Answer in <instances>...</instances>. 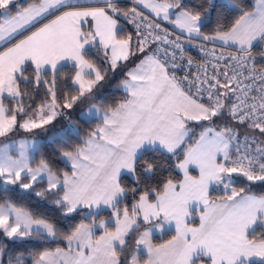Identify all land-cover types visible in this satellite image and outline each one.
<instances>
[{
	"label": "snow or ice",
	"instance_id": "snow-or-ice-1",
	"mask_svg": "<svg viewBox=\"0 0 264 264\" xmlns=\"http://www.w3.org/2000/svg\"><path fill=\"white\" fill-rule=\"evenodd\" d=\"M257 185L264 0H0V264H264Z\"/></svg>",
	"mask_w": 264,
	"mask_h": 264
},
{
	"label": "trees",
	"instance_id": "trees-1",
	"mask_svg": "<svg viewBox=\"0 0 264 264\" xmlns=\"http://www.w3.org/2000/svg\"><path fill=\"white\" fill-rule=\"evenodd\" d=\"M188 2L191 3V4H198L199 0H188ZM122 3L125 4L126 6H129V7L132 6V5H130L131 3H129V2H122ZM91 52H92L93 55H95V50L91 51ZM109 77H111V78L107 79L106 86H105L102 94L107 96L109 98V100H111V99H114V98H118V93L116 95H112V93L114 92V88L118 87V82L123 78V74L122 75L121 74H117L116 76H112V73H109ZM85 107H86V105L81 104V105H79V108L77 110H74L72 112V114H71L73 122L77 125V127L81 128V129H84L85 127H87V125L84 124L83 121L77 120L76 117L79 114V109H82V108H85ZM65 122H67V121L58 120L51 127L52 128H57V129H59V127L63 128L64 127L63 123H65ZM242 133H243V130H242ZM47 135H51V133H48ZM44 139H46V136H45ZM42 151L43 152H50L51 148H50L49 145L45 144L44 147L42 148ZM57 165L60 168L65 169V165L60 163L58 160H57ZM245 183H247V182L243 181V180L240 181L241 185H243ZM254 191L259 193L261 191H264V187L257 185L254 188ZM216 194L217 193H214V195H216ZM4 199L13 200L19 206H23L25 208L40 212V213H42L44 215H47L51 219L56 220L58 223H61L60 214H59L58 210L56 208L51 207L48 204L41 203L39 201V199L36 198L35 196H28V195L20 193V192H14V193H11V194H9L7 196H5L3 194H0V201H2ZM62 226H63V224H62ZM172 235H174V234L173 233H168L163 239L156 238L155 239V243L164 242L167 239H170ZM57 246L63 247L64 244H63V242H61L59 244H50V245H48V247H50L52 249H54Z\"/></svg>",
	"mask_w": 264,
	"mask_h": 264
},
{
	"label": "rangeland",
	"instance_id": "rangeland-1",
	"mask_svg": "<svg viewBox=\"0 0 264 264\" xmlns=\"http://www.w3.org/2000/svg\"><path fill=\"white\" fill-rule=\"evenodd\" d=\"M168 26H169V27H172L171 25H168ZM66 123H67V122L63 123V126H64V127H65ZM50 127H51V126H50ZM64 127H63V128H64ZM59 129H62V128L59 127ZM37 131H43V130H37ZM35 135H36V132H33V133H31V134L21 132V133H19V138H20V139H23V138L30 137V136H35ZM44 138H45V136H42V137H41V139H44ZM193 174L195 175L196 173H193ZM195 222H198V217H196V218L194 219V223H195ZM168 233H173V234H174V232H167V233H164V234L157 233V234L155 235V237H154V242H155V239H156V238H158V239H163Z\"/></svg>",
	"mask_w": 264,
	"mask_h": 264
},
{
	"label": "built area",
	"instance_id": "built-area-1",
	"mask_svg": "<svg viewBox=\"0 0 264 264\" xmlns=\"http://www.w3.org/2000/svg\"><path fill=\"white\" fill-rule=\"evenodd\" d=\"M168 27H169V26H168ZM126 28H127V30L130 31V32L133 31L131 25H126ZM169 28H171V27H169ZM189 52H190L191 55H193L194 57H196L197 60L200 59V55H201V54L197 51L196 48H190V49H189ZM242 134H244V133H242Z\"/></svg>",
	"mask_w": 264,
	"mask_h": 264
},
{
	"label": "crops",
	"instance_id": "crops-1",
	"mask_svg": "<svg viewBox=\"0 0 264 264\" xmlns=\"http://www.w3.org/2000/svg\"><path fill=\"white\" fill-rule=\"evenodd\" d=\"M122 2H129V3H131L130 5H132L133 3H134V0H122ZM145 11V13L147 14V10L145 9L144 10ZM95 49H93V50H91V51H94ZM118 74H121L122 75V73H118Z\"/></svg>",
	"mask_w": 264,
	"mask_h": 264
}]
</instances>
